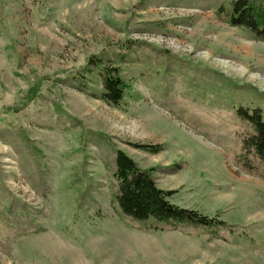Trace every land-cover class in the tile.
<instances>
[{
  "label": "rangeland",
  "instance_id": "374dc122",
  "mask_svg": "<svg viewBox=\"0 0 264 264\" xmlns=\"http://www.w3.org/2000/svg\"><path fill=\"white\" fill-rule=\"evenodd\" d=\"M233 1L0 0V264H264L263 164L237 115L264 117V42ZM117 151L225 226L124 216Z\"/></svg>",
  "mask_w": 264,
  "mask_h": 264
},
{
  "label": "trees",
  "instance_id": "16d2710c",
  "mask_svg": "<svg viewBox=\"0 0 264 264\" xmlns=\"http://www.w3.org/2000/svg\"><path fill=\"white\" fill-rule=\"evenodd\" d=\"M264 0H235L231 3L230 23L246 28L254 37L264 42ZM97 64L96 61H90ZM102 98L117 105L126 91V85L112 68L100 69ZM237 115L252 127V133L241 140L245 155L253 154L263 164L260 175L264 181V117L260 109H239ZM113 177L117 183L116 203L121 213L139 223L156 228H196L215 233L225 226L216 218L180 208L167 199L169 193L159 189L149 171L140 169L121 151L116 152ZM228 228H232L231 226Z\"/></svg>",
  "mask_w": 264,
  "mask_h": 264
},
{
  "label": "bare ground",
  "instance_id": "6f19581e",
  "mask_svg": "<svg viewBox=\"0 0 264 264\" xmlns=\"http://www.w3.org/2000/svg\"><path fill=\"white\" fill-rule=\"evenodd\" d=\"M223 62H224V61H223ZM219 64H220V63H219ZM220 66H221V67H227V64H225V63H224V64L221 63ZM236 66H237V65H236ZM229 67H230V69H231L232 71H235V72H238V71H239L238 69H234V68H235L234 66H229ZM231 70H230V71H231ZM252 78H253V77H252ZM252 78H250V79H252Z\"/></svg>",
  "mask_w": 264,
  "mask_h": 264
}]
</instances>
